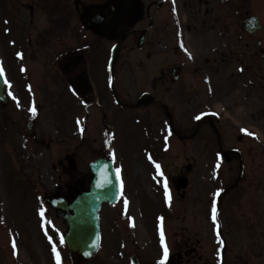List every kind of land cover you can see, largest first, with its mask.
<instances>
[{
	"label": "rangeland",
	"instance_id": "374dc122",
	"mask_svg": "<svg viewBox=\"0 0 264 264\" xmlns=\"http://www.w3.org/2000/svg\"><path fill=\"white\" fill-rule=\"evenodd\" d=\"M12 4L13 2L11 0H9V4H5L3 0H0V19L2 14H6L8 18L4 22H0V54L2 56H0V65L5 69L6 78L12 85L10 91L14 95L18 98L27 99L26 101H29L28 99H36L35 106L37 105V100L41 105V117L38 122V129L31 133L28 130L25 131L26 120L22 118L24 115L18 114L16 111L13 112L11 107H0V114H4V116H0V129L12 131L14 127H17L16 133H18L20 139L16 136V159L23 160L26 157L28 161L36 160V162H44L51 158L56 161V159L62 156L64 157L65 153L69 154L74 161L76 171L84 177V181L82 182L85 184V189L90 180L88 164L92 160L103 156L105 153L104 149L111 150L110 152L108 151L111 159L115 161L116 165L118 163V166L124 170V184L127 187V193L124 195L125 197L122 203L114 208L103 209V215L105 217L102 216L103 227L109 231V233L106 232L104 251L95 257L93 261L84 262V264H128V257L133 255H139L143 259L144 264H158V261L162 258V255L158 252L162 249L159 237L160 217L164 218L162 223L167 244L172 241L171 249H173L172 253L174 258H170L168 264H212L213 262V264H218L219 255L214 256L215 242L218 241L215 234L216 229L212 219L210 220L211 223L208 228L207 216H209L210 212L208 210L211 195L213 194V199H215L216 196L213 192L221 189L220 185L226 178L219 171L215 170L212 167L213 164L210 162L214 158L212 157V153L216 148L213 137L211 138V131H207L210 128V124L204 122L198 127L193 115L202 116L204 112L212 111L215 113L222 107L230 108L232 115H229V117L234 121L229 120L230 118L226 119L225 115L222 114L221 119L215 120L217 121L216 125H219L218 127L223 131H230V134L236 137L235 146H243L246 148L250 163L245 169L247 173L243 180L250 182L253 178H262L264 182V119L255 118V111L258 107L257 100L223 99L220 102L221 99H212L211 103V99H209L205 101L206 104H209L207 107L204 104H192L190 108L193 111L188 112L189 118L187 120L183 119L182 115L176 118L174 113H172L174 123L177 121L183 126L184 121H187L193 131L198 128V134L194 137L193 141L183 147L171 133L168 137L166 127L163 123V121L168 119L165 112L161 116V119L154 112L149 111L146 113L140 110H129L117 106L112 99H101L102 107L94 106L90 107V109L85 108L86 112H84L85 116L82 129L83 144L80 143L78 148H76L75 142L68 141L66 143L68 144V148L65 150L60 149L54 137V133H56L59 127L57 111L54 108V102L48 99L49 96H46V90L58 91L56 89L57 84L47 85V89H44L43 86L45 84L43 78H40V73L42 72L37 69L39 62L32 60L33 58L30 60L25 55H23V59L17 56L16 21L13 17V11L8 8V5ZM140 56H134V60L137 59L136 61L138 62V65L135 67L137 69L136 71L131 72L127 70L124 72V64L128 63V61H124L118 67L120 74L117 75L115 83L118 96L124 97L127 94L132 97L134 95L140 96L142 94L141 91L153 89V85L150 86V89H147L151 81L148 82V86L146 87L144 77L146 75L144 74L143 76L140 68L148 67L149 65L148 79L150 80L156 71L158 56H151L150 62L142 53H140ZM99 64H103V61L100 60ZM22 65L28 70L26 75L22 77V80L24 83L32 86V93L35 94L33 97L24 94L22 87L16 85V70ZM108 86L109 80L106 81L104 89L108 90ZM61 90H63V87L60 85ZM8 91L9 89L7 88ZM153 92L157 94L156 90ZM245 95L248 96L246 93ZM63 96L64 94L61 95L62 99L58 100L60 102H57L63 108L66 106V109L63 111L65 119L63 127L65 129L66 122L71 123L75 127L76 102L72 103ZM239 96L240 94L237 93L236 97L239 98ZM10 99H12L11 96ZM123 100L121 99V102ZM126 100L131 103L137 101V99ZM14 102L16 103V101ZM161 102L165 103L169 111L172 110L174 105L172 99H161ZM212 104L214 105L211 106ZM186 109L182 107L181 111L184 112ZM7 113H14V115L13 117H8L5 123ZM170 113H168L169 119L171 118ZM213 119L215 118L213 117ZM2 121L4 122L3 124ZM194 121L195 123L193 124ZM228 121H231L232 125H230L236 129L226 128V124L229 123ZM248 127L253 129L250 132L255 134L254 137L244 134L241 131L244 128L249 129ZM254 129L263 138L261 135H257ZM182 130V128L179 129L180 132ZM34 133H44V138L47 137V140H49L48 137H51L53 141L46 143L51 146L47 149L48 145H43V149H39L37 152H29L30 143L22 147L23 137H27L28 140H34L32 137ZM73 134L72 132L71 137L75 136ZM71 137L69 138L70 140L72 139ZM239 137L243 139L239 140ZM257 148L263 151L261 155L257 152ZM113 154L115 156L114 159ZM149 156L161 165L165 173L171 195L170 205L166 201L163 183L157 176L155 164L149 159ZM76 159L82 161V165L77 167ZM232 166L233 164L230 167ZM65 167L63 164V169ZM68 167L71 168L70 163ZM188 167L191 168L190 171H188ZM228 169L230 172L233 170L238 171L237 166ZM151 175L152 178L150 180ZM236 175L237 173L233 172L227 176L229 183L235 181L234 178ZM179 176H185L191 181V186L185 193V198L178 194L172 185V179L174 178L176 180ZM244 196L239 200V207L243 210L251 211L253 207L252 190L244 192ZM250 196L251 198L249 199ZM258 196L263 199L261 194ZM1 197L0 189V199H3ZM125 198L129 202L127 209L124 205ZM207 200L208 204L206 202ZM13 207L16 208V213H12V217H8V223L9 225L16 224V245L26 249L29 253L28 261L25 264H56L55 256L51 250L52 244L48 239L49 235L53 237V240L57 244L62 264V249L61 244H59L60 237L57 234L51 231L42 238L34 234V231L27 236L24 232L25 228L33 227V225H30V218L37 214L34 200H31V197L28 195H24L23 197L17 196L16 203ZM130 215L132 216L130 218L133 219L128 220ZM137 218L139 219L138 221ZM133 222L135 224L134 227L132 226ZM138 225L139 227L140 225L142 226L141 230H138L139 228L137 229ZM251 225V222L246 225L244 221H240L236 230L244 238L251 239ZM7 229L4 225L3 218L0 217V255H7L8 252L7 241L10 232ZM18 236H21L23 243L18 240ZM237 237L238 235L236 234L228 235L230 241L228 243V252L226 251L224 257V264L261 263L259 260L264 259V244L262 246H255L253 250L252 246L246 247L244 244H241ZM111 240H115L117 246L115 247L116 251L118 254L119 251L123 252L124 257L121 256V258L119 256L120 254L117 255L116 253H112L110 256L108 255L107 251L110 248H114L111 245ZM124 245H126V248L120 250ZM112 251L115 252L114 249ZM11 255H13L12 249ZM20 255L24 259L27 253L21 250L17 255L22 260ZM69 258V264H76L78 263L77 261H80L77 256L71 255L70 253ZM103 259L105 260L103 261Z\"/></svg>",
	"mask_w": 264,
	"mask_h": 264
},
{
	"label": "flooded vegetation",
	"instance_id": "af4514ba",
	"mask_svg": "<svg viewBox=\"0 0 264 264\" xmlns=\"http://www.w3.org/2000/svg\"><path fill=\"white\" fill-rule=\"evenodd\" d=\"M97 6L127 9V16L118 27L110 28L115 42L122 34L123 49L135 51L128 39L134 32L145 37L141 49L146 55L158 50L159 91L150 99H176L179 106L182 99H241L243 96H231L234 92L242 95L244 90L250 94L248 99H264V0H176L175 12L172 0H14L11 8L16 21V48L20 52L49 57L47 82L53 85L57 82L56 89L61 85L64 98L67 97L65 88H68L69 98L99 99L89 82L90 77L95 81L92 66L88 70L85 67L86 53H97L101 44L100 36L90 28L85 15L87 7ZM5 18L2 14L0 22ZM132 21L141 25L138 31L133 29ZM246 22L250 23L252 32L247 30ZM181 33L192 59L180 47ZM52 94V99H59L55 91ZM81 111L78 108V118ZM78 124L81 127V120ZM58 135L63 143L64 136L59 132ZM0 141L11 142L15 152L13 158L0 161L4 191L14 199L16 143L5 133H0ZM241 156L233 154L226 160L241 162ZM47 177V171L40 170L32 179L43 188V184H48ZM49 187L47 185L46 189ZM255 189V238L261 246L264 244V182L261 178L255 181ZM229 190L226 188L224 193L226 201ZM68 192L67 183L60 180L55 192L37 191L34 198L40 210L58 214L49 205L45 206L43 200L48 197L69 200L75 196L73 192L69 197ZM259 194H263V199ZM8 210L16 212L12 208ZM61 248L65 254V248ZM0 264H16V257L0 255ZM63 264H68L67 255L63 257Z\"/></svg>",
	"mask_w": 264,
	"mask_h": 264
},
{
	"label": "water",
	"instance_id": "95a60500",
	"mask_svg": "<svg viewBox=\"0 0 264 264\" xmlns=\"http://www.w3.org/2000/svg\"><path fill=\"white\" fill-rule=\"evenodd\" d=\"M119 57V48L113 56L112 67ZM4 81L0 78V102L6 103L4 96ZM96 178L91 186L92 191L80 196L70 207L74 216L67 217L69 232L66 241L70 250L82 255L84 258H91L99 245V211L104 202L114 203L120 195V183L114 177L113 165L106 160H98L90 165ZM105 179L111 181L104 188L97 187L98 182Z\"/></svg>",
	"mask_w": 264,
	"mask_h": 264
},
{
	"label": "snow or ice",
	"instance_id": "6c2138e0",
	"mask_svg": "<svg viewBox=\"0 0 264 264\" xmlns=\"http://www.w3.org/2000/svg\"><path fill=\"white\" fill-rule=\"evenodd\" d=\"M172 4H173V11L175 12L176 11V9H175L176 0H172ZM177 22H178V13H177ZM6 23H7V21H6ZM179 35L181 36L180 47L183 49V51L185 53H187L189 59H192L193 58L192 53L185 46L184 41L182 39V33L179 34ZM17 56L20 57L21 59H23V53H17ZM240 71L243 72L244 69L241 67ZM0 78L4 79V84L9 89L8 95L11 96V98L14 101H16L17 107H20L21 104H20L19 98L16 95H14L12 91H10V89L12 88V85H11L10 81H8V79L5 77V69H4V67L2 65H0ZM28 90H29V92L32 91V86L31 85H28ZM28 111L32 114L33 117H35L37 115V108L35 106V102L34 101H33L32 106L28 109ZM195 119L200 120L201 116L197 115L195 117ZM241 131L244 132L245 134L249 135V136H254L255 135L254 133L250 132L247 128H244ZM114 158H115V156L113 154V159ZM149 159L152 160V157L149 156ZM152 162H153V164H155V169H156L157 176H158L159 180L163 183L166 201L170 205L171 195H170V192H169V185H168L167 178L165 177V173H164V171H163V169H162L160 164L156 163L154 160H152ZM217 168H219V164L217 165ZM117 171H119V169ZM109 183H111V181L108 180V179H105L103 182H98L97 183V187L104 188ZM222 191H223V189H220V190L216 191L214 195L216 197H220ZM128 203H129L128 200L125 198L124 205H125L126 209H127ZM40 215H41L42 218L44 217L45 212H44L43 209H41ZM217 216H218L217 202H216V200H213L212 209H211V217H212V221H213V223L215 225L217 240L221 244H223L224 241H223L222 236H221V225L218 222ZM130 219H133V218H130ZM163 219H164L163 217H160L161 225H160V228H159L160 244H161L162 249H163V254H162V258L158 261V264H167V261L169 259V255H170V249H169V246H168V244L166 242L165 232H164L163 223H162ZM132 226L133 227L135 226L134 222H133ZM45 234L48 235L47 230H45ZM48 239H49V242L52 244L51 250H52V252H53V254L55 256L56 264H61V256H60V252L57 249L56 242L53 240V237L50 236V235L48 236ZM63 243H64V237H63V235H60L59 244H63ZM15 248H16V244H15V242H13V249H15Z\"/></svg>",
	"mask_w": 264,
	"mask_h": 264
}]
</instances>
